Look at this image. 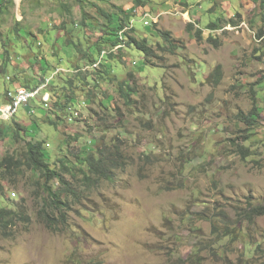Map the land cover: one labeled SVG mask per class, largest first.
I'll list each match as a JSON object with an SVG mask.
<instances>
[{"label":"rangeland","instance_id":"374dc122","mask_svg":"<svg viewBox=\"0 0 264 264\" xmlns=\"http://www.w3.org/2000/svg\"><path fill=\"white\" fill-rule=\"evenodd\" d=\"M83 1L13 0L0 13L2 104L13 85L44 86L32 108L11 121L0 118V160L22 157L27 143L42 141L46 163L79 195L64 227L51 231L36 216L44 180L24 168L0 174V204L13 201L29 219L0 234V264H179L177 256L196 251L200 264H241L253 242L264 249V215L251 225L239 219L249 207L264 208V4L149 0L130 12L132 0ZM125 15L129 24L118 40L109 35L114 43L101 48L106 66L82 60L73 43L92 51L102 26L116 28ZM159 31L169 33L175 49ZM126 32L154 51L148 63L127 44ZM129 74L135 90L127 105L118 86ZM15 124L25 129L16 141ZM114 143L123 168L112 181L88 187L82 159ZM62 157L73 169L60 168ZM213 219L228 225L218 229L219 241ZM239 221L238 237L224 236ZM199 241L214 250L199 251ZM219 250H226L220 258ZM261 255L251 264L264 261Z\"/></svg>","mask_w":264,"mask_h":264},{"label":"trees","instance_id":"16d2710c","mask_svg":"<svg viewBox=\"0 0 264 264\" xmlns=\"http://www.w3.org/2000/svg\"><path fill=\"white\" fill-rule=\"evenodd\" d=\"M35 2H40L41 0H34ZM133 6L129 9L130 12H133L134 9L137 7H143L146 5V3L149 0H132ZM146 1V2H145ZM254 2H259L261 4H264V0H253ZM83 0H79L80 4H83ZM13 0H0V13H2L8 5H12ZM128 11V12H129ZM121 14H124L120 10ZM106 19L108 23H112L113 19L112 17L106 15ZM126 19V21L124 20ZM122 23H119V25L116 28H111L108 29L106 25L102 26L103 27V33L99 36L97 40H101L96 45V48L94 47L91 49L92 51H85L83 49L79 48V44L73 43V47H75L76 52L80 53L82 60L85 62H89L91 65H96L97 66H106L104 62L100 63L101 60L99 57H103L102 55V47L103 46H109L110 42L114 43L111 40H108L107 37L109 35L115 36L117 32H120L123 30L124 27H126L129 24V18L127 15H125L123 18H121ZM126 24V26L124 25ZM154 25V24H153ZM190 29H192V25H188ZM210 28L212 29H217V25L211 24L209 25ZM129 32H134V29L131 27ZM161 34V38L165 40V42L168 43V48L169 49H175L176 45L173 44L172 39L169 35L168 32H162L159 31ZM263 32L260 30L259 35L261 36ZM200 30L195 31V38L197 40H200ZM116 40H118L117 35L115 36ZM125 39L128 45H133L138 49L142 54H144L145 62L148 63L149 59L154 57V51L151 49V47H148L146 40H137L129 35L128 32L125 33ZM69 44L71 43L70 40L68 42ZM162 47H159V49ZM101 51V52H100ZM94 52H96L94 54ZM106 55V54H105ZM97 62V63H96ZM97 71V68L93 70V73ZM99 78L106 80L110 79L108 77L109 73H103L102 71H97L95 73ZM220 66H216L213 74V81L215 84L220 80ZM45 79V78H44ZM43 79V80H44ZM132 79V75H128L127 80H123L119 82V95L120 97L124 100V103L127 105H130L132 103L131 100V92H134V87L130 85V80ZM93 81V80H92ZM95 81V80H94ZM39 86L40 83L44 84L41 82H38ZM69 86L73 85V80L68 81ZM37 85V86H38ZM45 85V84H44ZM15 88H19L17 85H13ZM38 86V87H39ZM96 87V85H95ZM25 88L27 90H35L34 87H29V85H26ZM14 90V89H13ZM8 92V91H7ZM1 102V100H0ZM22 110V109H21ZM16 118L13 117L12 119ZM248 120L247 125L251 126L253 124L252 116L249 117H244ZM251 118V119H250ZM11 121V120H10ZM3 122V121H2ZM21 131H25V129L18 125L15 124L13 126V138L16 141L17 139L22 137V134L20 133ZM43 144L44 142L42 141H36L32 143H27L26 151H24L22 157H12L11 159H8L9 157L2 158L0 160V174L6 173V172H22V168L26 170H31L34 171L35 173L38 174L39 178L44 180V183L42 184V190L46 193L45 198H43L42 206L41 208L36 212V216L41 222L44 224L46 228H48L51 231H58L64 225L66 224V215L69 210H71L72 205H73V199L79 200V195H77L75 192L74 187L66 180L64 179V175L62 174L61 170L59 168H51L48 163L44 160V157H46L44 151H43ZM239 150H243L240 148ZM64 157L60 158L58 162L61 164V169L66 171L67 169L70 168L73 169V165L70 166L69 162L66 160H63ZM82 163L85 164L86 171L80 170L79 173L82 175V182L85 183L88 187L90 185L94 186L95 184H98L101 180H107V181H112L114 179L113 171L116 169L123 168V165L125 164V160L123 156L120 153V146L117 143H114L112 146L108 147L105 144L100 145L95 152L89 153L87 156L82 159ZM67 172V171H66ZM53 180H57L60 183V186L53 190L52 187L50 186V182ZM4 196V191L3 188L0 186V202L3 201ZM67 196V197H66ZM68 196H71V198H68ZM15 203L12 201L8 205H3L0 204V234H8L11 229L16 225L17 222L23 221L27 223L29 221L28 216L21 212L19 210V207L16 205L14 208L13 206ZM241 219L240 221H246L248 225L254 224V218H257L259 216L264 215V208L261 206H254V207H249L248 210L242 211V213H239ZM194 215H198V213H194ZM238 222L239 226H236L235 224L233 227H230V231L224 235V236H230L231 240H234L238 237L242 230V223ZM213 225V230L214 233L219 236V241L220 234L219 231L221 232L222 228H228V225H222L220 226L218 223V220L213 219L212 220ZM222 227V228H221ZM219 229V231H218ZM216 241V242H217ZM199 247V251L205 250V249H213L210 245L207 246V243H204V241H199L196 242L194 247ZM225 251H218L214 255L217 257H221L220 255L223 254L225 255ZM230 252V251H229ZM264 253V249H262L261 243H252V249L247 250L243 249L242 250V261L240 262L241 264H251L252 261H256L257 256L260 254ZM261 255V256H262ZM201 253H198V251L191 253L189 256L182 258V256H177L176 261L179 262V264H200V259H201ZM259 264H264V261L260 262Z\"/></svg>","mask_w":264,"mask_h":264},{"label":"built area","instance_id":"2783aa9c","mask_svg":"<svg viewBox=\"0 0 264 264\" xmlns=\"http://www.w3.org/2000/svg\"><path fill=\"white\" fill-rule=\"evenodd\" d=\"M103 54L104 51L102 52V55ZM43 87L44 86H41L35 90H27L26 88L19 87L14 89L13 91H8L4 96V100H6V103L2 104L1 102L0 104V118L2 120H10L15 117L21 109L25 110L32 108V103H35V101L31 100L36 99L38 97L39 90ZM33 112L34 109H31L30 113Z\"/></svg>","mask_w":264,"mask_h":264}]
</instances>
